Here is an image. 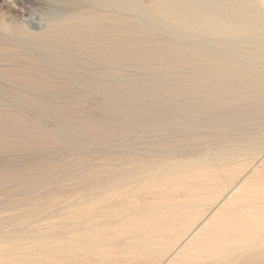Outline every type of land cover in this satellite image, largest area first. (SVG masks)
Segmentation results:
<instances>
[{
    "label": "rangeland",
    "instance_id": "1",
    "mask_svg": "<svg viewBox=\"0 0 264 264\" xmlns=\"http://www.w3.org/2000/svg\"><path fill=\"white\" fill-rule=\"evenodd\" d=\"M55 8L49 0H0V264H176L185 238L219 205L204 210L225 181L250 163L258 167L254 186L264 188V123L240 124L264 117V105L250 109L252 96L243 94L223 103L221 77L201 62L116 31L102 86L108 100L19 44L78 50L81 62L100 69L93 44L68 39L70 25L92 15L50 21ZM181 82L205 85L199 95L212 99L205 108L187 103L176 122L170 110L192 98ZM254 200L264 205V195ZM256 244L255 260L243 254L220 264H264V239Z\"/></svg>",
    "mask_w": 264,
    "mask_h": 264
},
{
    "label": "bare ground",
    "instance_id": "2",
    "mask_svg": "<svg viewBox=\"0 0 264 264\" xmlns=\"http://www.w3.org/2000/svg\"><path fill=\"white\" fill-rule=\"evenodd\" d=\"M49 1L58 6L50 9L46 15L50 21L63 14L81 18L85 14L92 15L93 19L89 17L84 23L70 25L71 36L69 35L68 39L76 44L85 40L93 44L95 47L92 48L101 55L103 66L99 69L94 64L81 62L78 50L57 44L52 49L46 48L44 42L40 41L32 47L29 40H21L19 44L32 50L44 66L61 72L73 81L85 80L93 93L101 94L108 100L112 99L109 93L103 91L102 86L110 82L113 69L110 36L116 31L121 37L140 33L143 43H157L161 49L179 56L185 54L201 62L205 66L202 70L211 77H221V102H226L229 96L243 94L252 96L250 109H261L264 105V0ZM76 68H83L82 74L78 73ZM199 86L206 87L201 83L179 84L178 88L191 94L192 98L188 102L176 101L175 107L170 110L171 117L176 122L181 119L178 111L187 103L200 108L208 106L206 101H211L212 94L202 92L201 97L199 92L202 88ZM159 87L160 85L152 84V90ZM101 105L105 106L104 102ZM245 110L247 109L229 113L228 119L231 114L238 116ZM164 113L165 111L159 112L160 115ZM255 121L263 124L264 117L259 120L243 119L240 124ZM216 123H219V120L213 121V124ZM235 147L236 151L239 147ZM232 148L234 150V147ZM202 156L200 152L195 157ZM249 165L244 175L236 181L237 173L244 172ZM253 165L248 163L224 182L221 195L215 196L204 210L209 212L212 206L219 205L200 226H195L196 231L185 238L184 244L171 262L220 264L223 258L237 259L238 255L243 254H246L247 260L256 259L251 250L258 247L257 239H264V232H259L260 220L264 217L261 212L264 211V205L256 202L254 196L257 193L263 196L264 188L253 184L252 176L258 172V167ZM232 189V194L227 196ZM236 210H247L248 213L244 217L235 218ZM203 216L198 215L196 220ZM251 228L255 233L251 232Z\"/></svg>",
    "mask_w": 264,
    "mask_h": 264
}]
</instances>
